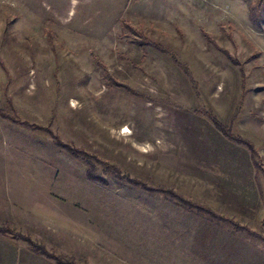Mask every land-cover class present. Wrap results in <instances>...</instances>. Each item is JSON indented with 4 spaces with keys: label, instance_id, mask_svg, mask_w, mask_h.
Returning <instances> with one entry per match:
<instances>
[{
    "label": "rangeland",
    "instance_id": "1",
    "mask_svg": "<svg viewBox=\"0 0 264 264\" xmlns=\"http://www.w3.org/2000/svg\"><path fill=\"white\" fill-rule=\"evenodd\" d=\"M124 22L136 33L122 38ZM139 33L176 53L191 77L137 45ZM10 104L123 173L264 236V175L199 113L253 142L264 167V0H0V108ZM89 168L46 132L0 117V225L82 264H264L261 240L101 166L106 184L90 182ZM0 264L56 263L0 234Z\"/></svg>",
    "mask_w": 264,
    "mask_h": 264
},
{
    "label": "trees",
    "instance_id": "2",
    "mask_svg": "<svg viewBox=\"0 0 264 264\" xmlns=\"http://www.w3.org/2000/svg\"><path fill=\"white\" fill-rule=\"evenodd\" d=\"M254 12H255V6L252 5L250 7L251 18L255 19V16H253ZM128 31L136 33V30L132 26H130L127 22H124L121 37L125 38L129 36ZM138 36H139V39L134 40V42L137 45H139L140 47L149 46L155 49L156 51L167 55L176 66L181 68L184 71V73H186V75L191 77L189 68L179 60L176 53H173V51L170 48H167L161 43L153 41L141 35L140 33ZM220 51L224 53V55L233 64H240V62L236 60L227 50L220 48ZM242 75H243L242 87H243V93H244L245 86H246V75L243 69H242ZM113 82H114V86L117 88L124 89L130 94L135 95V96H139V97L143 96L142 93L135 91L132 87H130L126 83H122L119 81H113ZM238 112H239V109H237V111L234 114V117H233L234 120L237 118ZM199 113L202 116L206 117L213 124L215 129L218 132H220L225 138H227L229 141L237 145L244 146L248 150L251 163L255 171L256 178L259 177L260 174L264 175V167L261 161L259 150L257 149V147L255 146L253 142L246 140L241 136L235 135L232 131V128L230 126H226L225 124H223L213 112L208 111V110H202V111H199ZM0 117L2 119L8 120L11 123L25 126L32 131L39 130V131L46 132L49 135V137L53 140V143L55 144V146L66 151L72 157L81 159L88 164L90 168L87 174V180L90 182L98 183L102 186L106 184V181L102 179L101 177H99L98 175H96V173L94 172L99 166H101L104 168L105 171L107 170L110 173H112L118 180L124 181L134 188H138L142 190L143 192H146L152 195L162 196L166 200L175 204L176 206L180 207L183 210L193 212L199 216H203L211 222H217L220 224L223 223V224L229 225L234 233L235 232L245 233L248 236L257 238L264 243V236H262L260 233L252 230L250 227L246 225L241 224L240 222L234 220L231 217H228L226 215L219 213L212 207L205 205L201 202L192 200L186 197L185 195H183L182 193L178 192L174 188L166 187V186H155V185L149 184L145 180L134 178L127 173H123L120 168L101 159L99 156L88 152L84 148L78 147L70 142L64 141L61 138V136H59L52 129L50 125L45 126V125H40L37 123H32L28 120H22L18 116L17 110L12 104H10L9 110L0 108ZM256 187H257L258 192L263 195L262 184L257 182ZM0 234H10L12 238L26 242L30 246V250L32 252L39 254V255H43L47 259L53 260L56 264H82L81 262L76 261L75 258L73 257L70 258L64 255H58L52 251H49L45 246L33 240L30 236L22 234L20 232H16L15 230H12L8 226L0 225Z\"/></svg>",
    "mask_w": 264,
    "mask_h": 264
}]
</instances>
